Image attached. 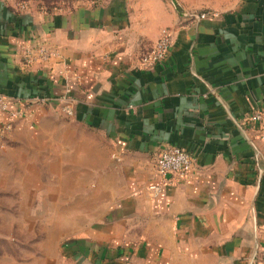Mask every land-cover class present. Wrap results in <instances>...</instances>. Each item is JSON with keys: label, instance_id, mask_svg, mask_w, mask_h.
Returning a JSON list of instances; mask_svg holds the SVG:
<instances>
[{"label": "crops", "instance_id": "obj_1", "mask_svg": "<svg viewBox=\"0 0 264 264\" xmlns=\"http://www.w3.org/2000/svg\"><path fill=\"white\" fill-rule=\"evenodd\" d=\"M206 10L107 0L47 12L0 0V91L23 108L0 110V192L26 218L30 192L52 201L75 234L63 253L90 264H264V0ZM163 27L167 55L141 67ZM35 41L59 57L26 63ZM256 109L262 119L246 122ZM170 145L196 166L152 195L154 157ZM78 217L90 219L78 227Z\"/></svg>", "mask_w": 264, "mask_h": 264}, {"label": "rangeland", "instance_id": "obj_2", "mask_svg": "<svg viewBox=\"0 0 264 264\" xmlns=\"http://www.w3.org/2000/svg\"><path fill=\"white\" fill-rule=\"evenodd\" d=\"M16 8L60 12L79 4H97L107 0H2ZM173 3V0H170ZM180 9L199 12L206 8H223L239 0H174ZM68 186H65V190ZM32 186H30V190ZM68 193L65 191V196ZM30 192L28 217L18 216L16 206L0 192V264H90L83 257L73 258L61 250L62 241L74 236L67 231L68 221L58 225L59 217L53 216L52 201H37ZM64 219V218H62ZM89 217H78V227L85 226ZM67 231V232H66Z\"/></svg>", "mask_w": 264, "mask_h": 264}, {"label": "built area", "instance_id": "obj_3", "mask_svg": "<svg viewBox=\"0 0 264 264\" xmlns=\"http://www.w3.org/2000/svg\"><path fill=\"white\" fill-rule=\"evenodd\" d=\"M24 4H20V7L24 8ZM208 13V10L204 9L193 15L197 18L203 17ZM172 45V33L168 27H163L160 30L158 37L152 42V44L141 54L139 63L141 67H151L154 64L161 62L167 55ZM23 57L26 63L33 62H47L52 58H58L59 52L53 46H49L45 42L35 41L23 52ZM34 99H39L38 96H34ZM44 99V98H43ZM19 103L21 99H16L4 92L0 91V110H8L10 116L21 115L23 112L22 106L9 108L11 103ZM66 112L70 113L69 106L65 108ZM263 117V112L260 109H256L248 114V123L255 124L259 122ZM239 125L240 123L237 122ZM240 126V125H239ZM10 123L4 122L3 130H8ZM243 130L244 127L240 126ZM2 129V128H1ZM262 138V134L258 135ZM249 144L254 147L255 158H258V149L252 137L246 136ZM195 158L187 150L180 146L170 145L167 146L155 155L153 160L154 176L153 180L147 185V188L152 195H157L164 186L173 184V181L178 176H183L195 168Z\"/></svg>", "mask_w": 264, "mask_h": 264}, {"label": "trees", "instance_id": "obj_4", "mask_svg": "<svg viewBox=\"0 0 264 264\" xmlns=\"http://www.w3.org/2000/svg\"><path fill=\"white\" fill-rule=\"evenodd\" d=\"M173 3H174V5H175L176 9H177L178 11H180L181 9H180L179 5L176 3V1L173 0Z\"/></svg>", "mask_w": 264, "mask_h": 264}]
</instances>
